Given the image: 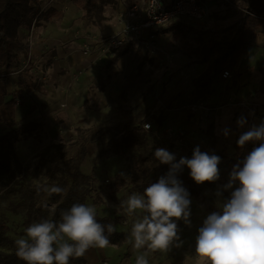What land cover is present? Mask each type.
<instances>
[{
    "label": "rangeland",
    "instance_id": "1",
    "mask_svg": "<svg viewBox=\"0 0 264 264\" xmlns=\"http://www.w3.org/2000/svg\"><path fill=\"white\" fill-rule=\"evenodd\" d=\"M61 1L66 5L74 4L73 0ZM208 1L215 14L211 23L186 20L188 25L179 32L159 36L154 51L131 45L128 54L120 58L116 66L107 65L112 49L106 38L116 30L122 8L117 7V0L104 5L99 15L92 16L93 20L82 17L84 12L81 10V17L72 27L62 31L61 38L51 41V47L42 32L44 27L40 28L48 21L43 17L35 18L29 28L22 30L23 41L29 45L32 42L26 57L20 55L17 65L2 71L5 76H0V88H7L6 99L20 96L17 98L21 103L17 107L16 122L43 123L40 131L28 135L16 145L23 164L37 162L38 154L60 141L70 144L66 160L75 157L79 150L75 142L83 141L80 135L85 134L87 154L81 169L97 178L95 192L88 198V204L95 206L100 215L117 216L119 223L116 227L129 233L135 217L125 213L120 207L121 201L134 192L142 193L145 187L158 182L169 170L167 164L155 159L157 148L175 153L177 160L191 158L197 146L202 152L219 155L222 161L218 165L221 174L218 181L197 184L187 166L179 174V179L200 186L201 193L212 198L217 205L229 198L231 190H225L223 185L228 183L232 170L228 159L235 152L233 143L253 124L264 122V23L251 45L263 53L262 58L247 65L245 58L250 46L238 63L231 65L232 80H222V65H219L220 70L213 73L210 80L211 92L204 100L198 99V80L207 63L195 62L198 56L192 49L214 45V52L210 53V58H214L224 51L234 33L230 30L206 32L209 28L229 23L225 5L220 0ZM58 55L59 66L55 60ZM259 56L258 52L255 53L254 59ZM19 71L25 73L29 85L22 91L17 85L19 74L16 73ZM194 102H204L209 107L204 112L209 114L202 120L198 119V113L191 115L187 109V105ZM241 116L247 121L243 127L237 124ZM149 118L157 123L156 131L145 128L144 123ZM124 125L142 126L149 131L151 138L147 146L129 148L121 155L101 157L99 149L109 137L102 135L99 128H124ZM226 128L228 136L224 135ZM7 129L1 124L0 134ZM213 138L218 140L215 149L210 145ZM225 146L228 156L222 155ZM22 180L31 187H43L44 195L39 203L54 208L48 200V190L54 185L44 174L25 172ZM115 180L122 184L116 192ZM218 192L221 195H217ZM20 198L19 193L0 192V224H5L9 234L16 239L26 238L27 228L24 223L26 209L20 204ZM190 199L192 224L189 227L183 221L179 222L183 244L167 253L148 252L150 264H205L195 252V241L203 220L213 211L200 198L190 194ZM129 241L130 238L121 246L108 245L105 249L89 250L85 254L87 264H135L136 256L144 254L145 250L134 251Z\"/></svg>",
    "mask_w": 264,
    "mask_h": 264
},
{
    "label": "clouds",
    "instance_id": "2",
    "mask_svg": "<svg viewBox=\"0 0 264 264\" xmlns=\"http://www.w3.org/2000/svg\"><path fill=\"white\" fill-rule=\"evenodd\" d=\"M246 123L243 116L237 120L241 127ZM224 135H229L227 128ZM249 142L259 144L233 165L223 185L231 190L230 197L198 229L195 252L205 264H264V122L243 132L237 144L243 149ZM154 157L169 165L168 172L120 203L127 215L135 217L129 241L133 250H145L136 256L135 264H150L148 252L167 253L183 244L179 222L192 224L190 193L179 179L184 167L197 184L216 182L221 175L222 158L202 152L199 146L191 158L177 160L175 153L163 147L155 149ZM48 191L59 194L64 189L52 186ZM114 232L112 224L98 222L95 206L75 203L59 222L43 219L27 226L26 238L15 241L16 256L25 264H70L90 249L107 248Z\"/></svg>",
    "mask_w": 264,
    "mask_h": 264
},
{
    "label": "trees",
    "instance_id": "3",
    "mask_svg": "<svg viewBox=\"0 0 264 264\" xmlns=\"http://www.w3.org/2000/svg\"><path fill=\"white\" fill-rule=\"evenodd\" d=\"M111 1L113 0H73L74 4L83 10L82 17L89 20H93V15H99L103 6ZM205 1L208 2V0ZM220 2L225 5V14L229 19V23L209 28L206 32L216 33L230 30L234 32L233 39L227 44L224 51L214 58H210V53L214 52V45H210L205 49H192L193 53L198 56L195 58V62L207 63V67L201 73L200 80H198V99L201 100H204L211 92L209 89L210 80L213 73L220 70L217 67L222 65V73L224 69H231V65L238 63L240 56L246 53L247 49L253 44L254 39L257 38L259 29L264 23V20L256 16L264 10V0H220ZM42 5L43 0L42 2L41 0H0V76L2 71L11 70L17 65L20 55L26 57L28 53L29 44L23 41L22 30L29 28L35 18L43 17L48 22H55L64 16V11L55 7L47 8L46 11L44 10L45 12H41ZM214 16L213 11V18ZM186 22L184 19L175 20L157 30V34L161 36L170 32L177 33L181 28L188 25ZM130 47L131 42H126L119 49L112 50L107 65L116 66L120 58L128 54ZM262 47L264 48V42ZM17 85L20 91L27 89L29 86L23 71L19 73ZM7 95L6 86L0 88V125L4 124L8 128L6 132L0 134V192L7 190L8 192L19 193L21 196L20 204L26 209L24 221L26 226L43 219L59 222L64 211L70 209L75 203L88 204V198L95 192L97 178L81 169L87 154L86 143L88 140L85 134H81L80 137L83 141L79 142L77 140L75 142L79 146L78 154L68 160L66 158L69 155L70 144L60 141L53 143L38 154L37 162L31 161L25 166L18 156L16 145L28 135L40 131L43 128V123L29 121L18 124L16 114L17 107L21 102L17 101V98L20 96L13 95L11 99H6ZM32 109L34 107H31ZM189 111L191 115H195L191 110ZM156 125L157 123H155L156 128L154 131L157 130ZM99 131L102 135L109 137L99 149L101 157H109L111 154L121 155L129 148L140 149L147 146L149 138H151L148 134L149 131L147 132L142 126L133 128L129 125H124V128L120 126H101ZM238 139L233 143L234 155L228 159L230 168L259 144V142H249L242 149L237 144ZM217 142L216 138L210 141L212 149H215ZM222 151L223 156H228L226 146ZM25 172H31L35 175L42 173L54 186L64 189L59 194L50 192L48 200L51 206H54L53 209L39 203L44 195L43 187H31V184L22 183ZM120 185L122 184L117 180L114 181L115 192ZM183 185L191 195L200 198L207 208L212 211L220 210L219 205L212 198L201 193L200 186L184 182ZM114 198L116 197L114 196ZM99 199L101 200V198ZM97 220L104 225L112 224L115 228V232L110 236L109 245L121 246L129 240L130 233L116 227L119 223L117 216L100 215L97 212ZM16 240L9 234L6 225L1 223L0 264H25L16 256ZM87 263L86 256L70 260V264Z\"/></svg>",
    "mask_w": 264,
    "mask_h": 264
},
{
    "label": "built area",
    "instance_id": "4",
    "mask_svg": "<svg viewBox=\"0 0 264 264\" xmlns=\"http://www.w3.org/2000/svg\"><path fill=\"white\" fill-rule=\"evenodd\" d=\"M53 1L46 0L41 12L49 8ZM256 16L264 20V10ZM212 18L213 10L209 2L205 0H132L120 10L116 30L107 36L106 41L112 50L119 49L126 42H131V45L154 51L159 38L157 30L160 28L178 19L211 23ZM31 47L32 42L29 49ZM233 76L234 73L230 68L224 69L221 73L224 80L231 79ZM208 108L203 102L187 105V109L195 114L204 113ZM144 126L148 130L156 128L151 118L146 120Z\"/></svg>",
    "mask_w": 264,
    "mask_h": 264
},
{
    "label": "crops",
    "instance_id": "5",
    "mask_svg": "<svg viewBox=\"0 0 264 264\" xmlns=\"http://www.w3.org/2000/svg\"><path fill=\"white\" fill-rule=\"evenodd\" d=\"M117 1H118L117 7L118 8L122 7L120 9V10H122L124 8V6L127 5L132 0H117ZM52 3L49 6V8H51V7L54 8L55 7L57 9L63 10L64 11V16L62 17V19H61V21L59 23L47 22L44 26L40 27V28L44 27L42 32H44V37L47 38V40H48L49 47H51V44H50L51 41L56 40L57 38H61L62 31L64 32V30L67 29L68 27L69 28L72 27V24L75 22V20H78L81 17V15H82L81 9L76 7L74 4L73 5H66L61 0H56L53 4ZM211 8H212V6H211ZM258 50L259 49L257 47L251 46V48H250V50L248 52L249 54L245 58V63L247 65H252V63L254 61L258 62L262 58L263 53H260ZM56 51L59 54V48L58 47H56ZM257 52L260 54V56L257 57L256 60H255L254 59V54L257 53ZM56 58H59V59H56ZM55 60H57L56 65L59 66L60 65V61H59L60 60V56L58 55L57 57H55ZM61 62L64 63V61L62 59H61ZM233 78H234V76H233ZM233 78L228 79V80H232ZM244 79H246V78H244ZM222 80H224V79H222ZM10 86L8 85V87H10ZM206 114H209V113L208 112L207 113H200L199 116H198V119L202 120V118L206 117ZM193 121L195 122V120H193Z\"/></svg>",
    "mask_w": 264,
    "mask_h": 264
}]
</instances>
